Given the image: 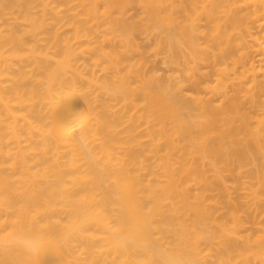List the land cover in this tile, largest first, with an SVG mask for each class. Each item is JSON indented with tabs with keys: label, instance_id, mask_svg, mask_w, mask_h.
I'll return each instance as SVG.
<instances>
[{
	"label": "bare ground",
	"instance_id": "1",
	"mask_svg": "<svg viewBox=\"0 0 264 264\" xmlns=\"http://www.w3.org/2000/svg\"><path fill=\"white\" fill-rule=\"evenodd\" d=\"M0 264H264V0H0Z\"/></svg>",
	"mask_w": 264,
	"mask_h": 264
},
{
	"label": "clouds",
	"instance_id": "2",
	"mask_svg": "<svg viewBox=\"0 0 264 264\" xmlns=\"http://www.w3.org/2000/svg\"><path fill=\"white\" fill-rule=\"evenodd\" d=\"M86 122V114H78L76 116L70 117L66 122L62 123L57 131L58 134L61 136L67 135V134H74L76 132H82L83 127ZM18 242L24 244L26 247L31 248L33 246V242L28 240H23L18 238Z\"/></svg>",
	"mask_w": 264,
	"mask_h": 264
},
{
	"label": "rangeland",
	"instance_id": "3",
	"mask_svg": "<svg viewBox=\"0 0 264 264\" xmlns=\"http://www.w3.org/2000/svg\"><path fill=\"white\" fill-rule=\"evenodd\" d=\"M157 68H158L159 74H161V75H165L166 73H171V71H172V73H173V70H174L172 67L167 66V65H164V64H161V63H158ZM209 71H210V70H205V72H209ZM183 94H184L185 96H189V95H191L190 88H189L188 86L184 88V90H183ZM233 95H234V91H233V89H232V88H229V89L226 91V96H225V98L227 99L228 97H231V96H233ZM214 100L216 101V104H220L224 99L221 98V96H216V97L214 98Z\"/></svg>",
	"mask_w": 264,
	"mask_h": 264
}]
</instances>
